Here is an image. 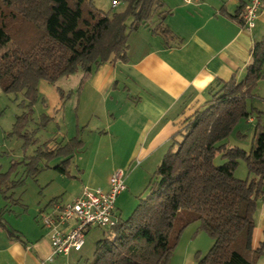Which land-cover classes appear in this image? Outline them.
<instances>
[{
  "label": "trees",
  "instance_id": "obj_1",
  "mask_svg": "<svg viewBox=\"0 0 264 264\" xmlns=\"http://www.w3.org/2000/svg\"><path fill=\"white\" fill-rule=\"evenodd\" d=\"M112 1L124 5L123 10L109 15L91 0H0V86L5 93H22L27 101V112L16 118L14 131L28 122L40 81L53 85L77 69L88 76L109 61H126L129 34L153 19L151 32L165 44L173 39L163 23L161 0ZM252 49L244 78L216 81L203 108L181 121L147 195L126 220L117 217L110 236L95 243L89 264H166L182 231L196 222L213 244L205 255L196 256L195 264H256L264 250V227L253 246L256 202L264 187V131L255 125L249 152L227 144L239 121L259 114L247 101L255 98L257 83L264 78V35ZM41 119L40 128L51 120ZM80 132L64 145L50 148L46 142L38 147L27 162L25 178L39 174L41 160L57 158L61 161L53 169L70 178L71 159L83 145ZM217 154L221 166L214 164ZM239 160L246 164L247 179L234 176ZM8 173L0 174V195L14 203L8 191L23 179L10 182ZM9 212L0 208V229L24 242L7 225L4 215Z\"/></svg>",
  "mask_w": 264,
  "mask_h": 264
},
{
  "label": "crops",
  "instance_id": "obj_2",
  "mask_svg": "<svg viewBox=\"0 0 264 264\" xmlns=\"http://www.w3.org/2000/svg\"><path fill=\"white\" fill-rule=\"evenodd\" d=\"M161 1L166 12L163 23L173 35L168 44L151 32L153 19L129 34L126 61H109L88 76L82 72L78 82L85 83L77 95L65 100L58 92L64 95V89L38 83L46 116L60 120L62 127L64 120H72L73 125L70 136L59 128L56 137L48 140L49 147L64 145L81 131L83 145L69 166V175L80 184L70 190L67 200L62 198L65 202L77 198L84 188L107 190L117 169H126L131 176L152 173L181 121L203 108L209 88L216 81L244 78L253 45L264 35V8L253 29L240 24L244 0ZM256 92L257 87L255 96ZM101 169L106 170L101 173ZM255 225L253 246L261 240L264 210ZM19 233L24 242L10 239L0 229V264H70L75 257L71 255L84 248L52 257L48 233L39 223Z\"/></svg>",
  "mask_w": 264,
  "mask_h": 264
},
{
  "label": "rangeland",
  "instance_id": "obj_3",
  "mask_svg": "<svg viewBox=\"0 0 264 264\" xmlns=\"http://www.w3.org/2000/svg\"><path fill=\"white\" fill-rule=\"evenodd\" d=\"M91 1L95 8L109 15L112 12H119L124 8L122 4L113 8L111 4L112 0ZM1 53L2 52H0V54ZM77 70L75 74L60 78L54 83L57 87L64 89L66 92L63 95L61 90L58 91L62 96L61 98L65 97V100H68L72 94L74 96L77 95V93L80 92L78 88H81L85 83V80L78 82L82 77V71L79 69ZM77 82L80 84L77 85ZM68 89L69 91H67ZM247 102L248 108L252 106L259 114L254 112L252 117L253 123L251 124L245 120L239 121L227 139V144L228 147H238L249 152L254 138L255 125L259 123L260 129L264 131V78L257 83L255 98ZM26 104L27 101L23 98L22 93H5L0 86V174L9 172V176L7 177L10 182L23 179L21 186L9 189L8 191L7 196H12L14 203H10V201L5 200V198L0 195V208L9 209L10 212L4 215L5 221L10 229L18 233L20 229L25 230V228L38 227V209L43 208L47 202L54 197H58L56 198L58 200H62V198L67 200L70 190L76 189L77 184H80V181L71 175L70 178L63 180L56 178V171L53 167L61 161L60 158L49 161L41 160L39 163V168L41 169L39 174L25 178L27 162H29V158L34 155L38 147L40 148L44 143L49 142L48 140L50 138L56 137L59 128H61L62 131L64 127V134H68V136H70L73 130L72 120H70V122L64 120L62 127V122L60 120L52 121L51 119L44 128H40L42 122L41 118L46 116V107L42 98L39 97L32 106V113H30V118L28 122L25 123L26 125L21 130L14 131L16 118L23 115V112H27ZM57 125H59V127ZM25 134L26 137H29L30 140L35 141V143H27L26 138L23 137ZM222 163L223 160L220 154H217L214 157V164L216 166H221ZM105 168H107V166H105ZM140 168L141 167H139V169ZM156 168L154 171H156ZM105 170L106 169H101V173H104ZM124 170L126 171V169ZM153 172L148 176H145L143 173L131 176V172L128 174L126 171V190L118 196L115 205L116 215L119 220H126L137 206L139 199L147 195V186ZM234 176L241 180L248 178L246 164L243 160H239ZM250 177L251 176H249V178ZM128 180L131 185L130 187ZM263 201L264 187L263 197H259L256 202L254 220L257 225L259 223V216L264 210ZM110 233V229L107 228L90 229L85 234V245L83 250L76 255H71V257H75L73 259L71 258L70 264H89L93 259L95 243L104 237L107 238L110 236ZM212 244L213 240L208 233L200 230L197 222L192 223L182 231L166 264H195L196 256L205 255ZM256 264H264V250Z\"/></svg>",
  "mask_w": 264,
  "mask_h": 264
},
{
  "label": "built area",
  "instance_id": "obj_4",
  "mask_svg": "<svg viewBox=\"0 0 264 264\" xmlns=\"http://www.w3.org/2000/svg\"><path fill=\"white\" fill-rule=\"evenodd\" d=\"M190 3L192 0H183ZM112 7L119 1H112ZM264 8V0H244L241 20L248 31L253 29ZM125 171L115 170L107 190L84 188L72 201L53 199L39 210L37 221L48 233L51 256H67L80 252L85 245V234L92 228H111L117 219L116 200L125 191Z\"/></svg>",
  "mask_w": 264,
  "mask_h": 264
}]
</instances>
